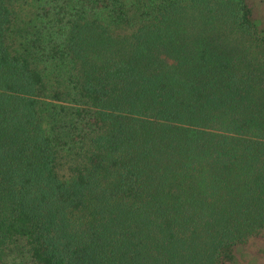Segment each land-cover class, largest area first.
I'll return each instance as SVG.
<instances>
[{"label":"trees","instance_id":"1","mask_svg":"<svg viewBox=\"0 0 264 264\" xmlns=\"http://www.w3.org/2000/svg\"><path fill=\"white\" fill-rule=\"evenodd\" d=\"M263 4L0 0V264H264Z\"/></svg>","mask_w":264,"mask_h":264},{"label":"rangeland","instance_id":"2","mask_svg":"<svg viewBox=\"0 0 264 264\" xmlns=\"http://www.w3.org/2000/svg\"><path fill=\"white\" fill-rule=\"evenodd\" d=\"M260 5H262V4L260 3ZM263 5H264V4H263ZM259 261H262V260L259 259ZM243 264H249V263H247V261H244Z\"/></svg>","mask_w":264,"mask_h":264}]
</instances>
